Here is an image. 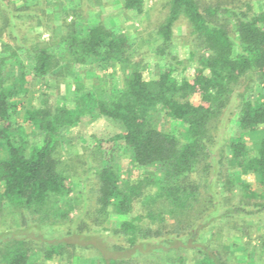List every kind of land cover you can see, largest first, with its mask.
<instances>
[{
    "label": "trees",
    "instance_id": "1",
    "mask_svg": "<svg viewBox=\"0 0 264 264\" xmlns=\"http://www.w3.org/2000/svg\"><path fill=\"white\" fill-rule=\"evenodd\" d=\"M147 1L123 6L141 14ZM233 1L167 0L154 51L167 66L154 73L126 33L78 22L67 9L55 31L43 21L47 0H0V264H76L92 256L96 264H188L190 257L194 264H232L231 251L203 234L264 210V8ZM25 18L51 37L43 39ZM181 19L189 29L187 59L172 50ZM188 66L189 74L176 75ZM114 67L123 76L106 78ZM48 76L68 85L65 99L43 92L40 103L24 104L33 80ZM246 77L256 78L257 91L238 89ZM233 98L236 129L219 146L216 122ZM101 118L125 128L94 137L83 180L93 183L83 188V210L73 218L75 180L64 148L85 137L88 120ZM121 150L131 155L134 175L116 166ZM246 200H257L255 212ZM8 213L20 222H8ZM112 214L126 215L112 239L85 227L86 215L103 223ZM255 244L254 254L264 258V236Z\"/></svg>",
    "mask_w": 264,
    "mask_h": 264
},
{
    "label": "rangeland",
    "instance_id": "2",
    "mask_svg": "<svg viewBox=\"0 0 264 264\" xmlns=\"http://www.w3.org/2000/svg\"><path fill=\"white\" fill-rule=\"evenodd\" d=\"M20 1V0H15ZM214 1V0H210ZM224 2H230L232 0H222ZM255 7L264 8V0H253ZM41 2V0H40ZM167 0H148L145 6V10L141 14H137L126 10L123 6V0H47L43 7L46 9V14L43 17V21L48 24V26L54 25L55 31L59 30L61 27L62 17L64 12L69 10V13L75 16L78 22H86L88 24L103 23L107 27L118 30L120 33H126L129 36L132 49L135 50L136 56L144 57L145 61L149 65V69L156 73L160 70L165 69L167 66V61L164 55L154 53L156 47L161 44V38L156 33V27L163 21L168 8L166 6ZM234 3L237 0L233 1ZM28 25H35V31L41 32V37L43 39H49L51 37L50 32L44 29L42 24L38 20L32 21L30 18H25ZM26 28V27H25ZM26 31V29H24ZM174 43L172 45V50L176 53L178 58L187 59L189 55V29L188 24L185 19H181L174 28ZM191 67L186 69H179L176 71V75L181 77L190 73ZM123 70L119 67L109 68L107 70L106 78L112 75L115 78L123 76ZM87 83H93L96 80L93 70L86 68L83 73ZM110 74V75H109ZM54 76H48L44 79L33 80V87L31 93L22 98L24 104L28 103H40L42 93L46 92L50 94L51 100L61 101L65 99L68 94V85L62 80L55 81ZM250 85L256 91L259 89L258 83L255 77H246L243 82L238 86L239 90H243L245 86ZM40 92H39V91ZM70 95V94H69ZM236 98L231 100V105L219 121L216 122L217 129L215 130L217 141L228 142L229 138L234 134L236 129V124L234 119L236 117L235 108ZM17 117H21V112L18 113ZM124 125L118 120L109 119H97L88 120L86 122L85 137L81 139L77 144H72L64 148V158L71 168L73 174L75 190L73 192V206L71 215L77 217V215L83 210V198L82 192L83 188L87 186L90 188L93 181L88 179L87 182H83L84 176L87 173L86 167V157L90 155L91 143L96 138H108L113 134L122 132L124 130ZM40 135L34 134L33 139L39 140ZM218 146V147H219ZM217 147V148H218ZM5 157V152L0 148V158ZM116 166H120L124 174L134 175L137 170L131 164V155L123 150L119 151L115 159ZM139 172V171H138ZM71 174V175H72ZM249 180L253 187L258 186V176L256 173L251 172L249 175ZM84 183L86 185H84ZM90 194V192H89ZM226 194V192H224ZM257 200H246L245 207L251 211L256 210ZM92 208V201H90ZM7 221L18 224L20 220L16 214H6ZM5 216V217H6ZM126 215L112 214L105 222L97 223L96 220L91 218L89 215L85 217V223L90 228L93 233L108 235L110 238L111 229L117 225L118 221ZM230 220L226 222H220L221 230H214L211 226L205 234H203L204 240H218L220 242V247L225 250H230L231 254H228L230 263L232 264H264V258L259 257V254H254L255 243L259 237L264 236V210L260 213H254L245 217L229 218ZM86 228V229H87ZM250 243H248V239ZM76 239V238H75ZM112 239V237L110 238ZM114 239V238H113ZM218 245V244H217ZM98 258L83 257L78 259L76 264H96ZM46 264H72L68 263L62 259L48 260ZM188 264H194V261L189 259Z\"/></svg>",
    "mask_w": 264,
    "mask_h": 264
}]
</instances>
